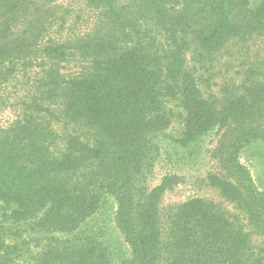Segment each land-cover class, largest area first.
Instances as JSON below:
<instances>
[{"label":"trees","instance_id":"obj_1","mask_svg":"<svg viewBox=\"0 0 264 264\" xmlns=\"http://www.w3.org/2000/svg\"><path fill=\"white\" fill-rule=\"evenodd\" d=\"M84 4L90 12L63 8L57 0H0V82L18 71L33 73L55 99L50 112L59 121L55 131L29 121L10 143L0 140V203L19 208L14 226L32 222L44 232L71 237L65 257L55 250L40 254L49 256V264H114L111 254L105 258L106 252L93 247L98 243L93 236H83L94 232L89 221L109 197L131 256L117 264H159L164 245L155 193L145 196L138 184L154 140L169 125L165 108L174 97L187 113L184 138L176 145L190 146L224 129L216 153L230 181L220 188L237 199L264 239V189L241 162L246 147L264 143V81L249 84L219 111L186 68L193 46L219 50L240 37H263L264 0ZM75 11L92 15L90 26L68 42L57 41L55 27ZM72 60L91 65L64 71ZM46 129L62 143L57 155L43 141ZM169 232L168 264H264V255L253 253L250 235L206 201L178 207ZM4 234L0 224V264H12L29 241L17 235L8 243Z\"/></svg>","mask_w":264,"mask_h":264},{"label":"rangeland","instance_id":"obj_2","mask_svg":"<svg viewBox=\"0 0 264 264\" xmlns=\"http://www.w3.org/2000/svg\"><path fill=\"white\" fill-rule=\"evenodd\" d=\"M57 3L63 8L74 6V10L90 12L84 0H57ZM91 20L92 15L84 16L82 11L72 12L67 16L65 23L55 27V32L60 34L57 41L68 42L72 34L86 31V26H90ZM90 65L86 60L81 62L72 60L64 67V71L80 72ZM186 68L195 76L203 98L217 110H225L231 106L229 99L233 98L232 96H243L249 84L264 81V36L255 34L240 37L219 50L193 46L186 52ZM36 80L33 73L25 76L18 71L9 81L0 82V140L9 142V139L12 140L17 135L19 126H29V121L36 123V126L47 128L49 125L53 131L55 127L58 129L59 121L50 112V109L56 110L55 99L43 91ZM165 111L169 125L161 129L154 140L155 147L150 156L151 160L143 170L138 184L145 196L153 191L155 193L161 242L164 245L159 264L170 262L166 252L171 241L169 228L178 207L196 200L210 203L218 212L224 213L230 222L247 232L250 235L253 253L256 257L263 256L264 239L259 235L254 223H251L248 214L238 206L237 199L225 196L220 188L221 183L230 181L219 164L216 153L217 141L224 129L197 138L190 146L176 145V141L184 138L187 113L174 97L168 98ZM37 134H40V131L36 132ZM39 139L40 137L38 141ZM43 141L55 155L62 150V143L50 136L49 132L44 135ZM24 147L26 144L22 143L19 149L22 150ZM241 162L249 169L255 183L264 189V143H254L246 147L241 152ZM25 164L30 168L39 167L31 161H25ZM105 204L107 205L102 206L89 221L96 228L94 232L91 234L87 230L83 236L88 234L93 236L98 242L93 247L97 248V251L106 252L103 255L105 258L111 254L112 262L117 264L131 256L117 228L115 214L117 210L114 202L107 197ZM18 209L17 206L0 203V224L4 228L6 242L14 240L17 235L29 241L23 247L21 259H14L13 263L49 264V256L41 259L42 252L55 250L62 252L65 257L66 253L71 251L69 247L71 237L66 233H47L41 226L39 228L32 222L21 221L20 225L15 227L14 210ZM37 236L39 241L34 243L30 241L33 237L38 239ZM60 256L52 259L58 260Z\"/></svg>","mask_w":264,"mask_h":264}]
</instances>
